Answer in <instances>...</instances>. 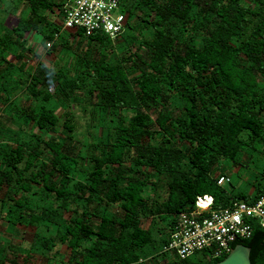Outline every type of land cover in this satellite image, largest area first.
<instances>
[{
	"label": "trees",
	"instance_id": "trees-1",
	"mask_svg": "<svg viewBox=\"0 0 264 264\" xmlns=\"http://www.w3.org/2000/svg\"><path fill=\"white\" fill-rule=\"evenodd\" d=\"M119 1L112 39L64 28L65 0H0V204L33 228L0 264H216L162 251L178 213L237 199L224 160L264 179V0ZM254 224L232 247L264 264Z\"/></svg>",
	"mask_w": 264,
	"mask_h": 264
},
{
	"label": "built area",
	"instance_id": "built-area-1",
	"mask_svg": "<svg viewBox=\"0 0 264 264\" xmlns=\"http://www.w3.org/2000/svg\"><path fill=\"white\" fill-rule=\"evenodd\" d=\"M62 21L64 28L81 29L86 36L101 32L115 39L124 33L126 14L119 0H65ZM228 181L227 176L217 180L219 185ZM213 204L211 195H203L194 208L179 212L162 251L187 258L204 250L219 257L228 254L234 240L250 237L255 222L264 229V189L254 200L232 199L218 208Z\"/></svg>",
	"mask_w": 264,
	"mask_h": 264
},
{
	"label": "rangeland",
	"instance_id": "rangeland-1",
	"mask_svg": "<svg viewBox=\"0 0 264 264\" xmlns=\"http://www.w3.org/2000/svg\"><path fill=\"white\" fill-rule=\"evenodd\" d=\"M24 8V5L21 6ZM16 22V17L9 15L7 17V23L12 25ZM36 45H41L43 39L40 36H36L34 39ZM30 64L32 62H29ZM9 112V110H6ZM9 114V113H8ZM241 167L235 168L233 163L228 160H224L223 164L229 174L230 182L224 184L233 196H236L238 200H245V198L240 195H252L255 192L256 186L259 184L260 180V172L262 171L263 164L260 163L256 154L254 156L248 157L246 160H240ZM264 182V179L262 180ZM8 203H5L4 206L0 204V249H4L1 251L2 256L7 255L9 259L13 258V254L20 252L18 256H25L27 252L29 253V247H31V243L33 241V228L32 227H24L19 226L17 223V219L13 217L15 215L14 212H8V208L6 209ZM68 216V215H67ZM11 246V251L8 254ZM28 248V249H27ZM34 250V248H33ZM17 251V252H14ZM35 263L40 260L39 264H44L43 258H40L36 255L32 258ZM9 261L6 262L8 264Z\"/></svg>",
	"mask_w": 264,
	"mask_h": 264
},
{
	"label": "water",
	"instance_id": "water-1",
	"mask_svg": "<svg viewBox=\"0 0 264 264\" xmlns=\"http://www.w3.org/2000/svg\"><path fill=\"white\" fill-rule=\"evenodd\" d=\"M235 242L236 240L232 244ZM232 244L226 257L216 264H252L250 258L251 247L244 243H238L232 247Z\"/></svg>",
	"mask_w": 264,
	"mask_h": 264
}]
</instances>
